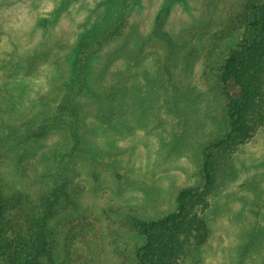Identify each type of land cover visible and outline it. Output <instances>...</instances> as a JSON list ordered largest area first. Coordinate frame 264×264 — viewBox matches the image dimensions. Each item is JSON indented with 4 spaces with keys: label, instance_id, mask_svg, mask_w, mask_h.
I'll return each mask as SVG.
<instances>
[{
    "label": "rangeland",
    "instance_id": "obj_1",
    "mask_svg": "<svg viewBox=\"0 0 264 264\" xmlns=\"http://www.w3.org/2000/svg\"><path fill=\"white\" fill-rule=\"evenodd\" d=\"M243 1L0 0L5 221L52 203L43 264H137L135 222L175 211L186 189L207 228L183 264H264V65L242 136L219 81ZM90 31L84 87L67 97Z\"/></svg>",
    "mask_w": 264,
    "mask_h": 264
},
{
    "label": "trees",
    "instance_id": "obj_2",
    "mask_svg": "<svg viewBox=\"0 0 264 264\" xmlns=\"http://www.w3.org/2000/svg\"><path fill=\"white\" fill-rule=\"evenodd\" d=\"M67 4L69 3L65 2L61 8ZM236 22L243 30L244 37L240 44L229 51L219 76L227 99L230 135L234 134L235 138L246 134V112L253 106L259 93V78L264 65V0H244ZM119 31L120 27H116L103 37V41L114 37ZM95 42L97 33L90 31L80 35L74 44L70 70L75 83L66 86L67 97L82 92L88 56L86 49ZM63 108L64 104L60 103L59 110ZM60 111L55 114L54 122L60 121ZM74 127H71V131L75 137ZM219 143L212 147H217ZM206 158L208 159L207 156ZM207 159L204 170L206 177H209ZM191 197L190 190H182L177 196L175 211L161 219L135 222L137 233L146 240V244L137 251V264H183L186 257L192 256L196 248L205 241L207 224L203 217L191 212ZM44 206L46 208V204ZM51 206L50 202L40 215L25 216L21 224L11 223L5 221L7 202L3 200L0 190V264H43L41 260L49 258L46 227Z\"/></svg>",
    "mask_w": 264,
    "mask_h": 264
}]
</instances>
